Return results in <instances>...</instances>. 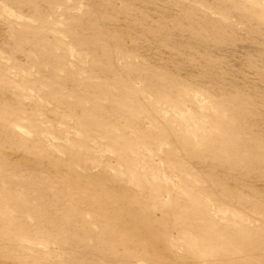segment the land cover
I'll use <instances>...</instances> for the list:
<instances>
[{"label":"rangeland","instance_id":"374dc122","mask_svg":"<svg viewBox=\"0 0 264 264\" xmlns=\"http://www.w3.org/2000/svg\"><path fill=\"white\" fill-rule=\"evenodd\" d=\"M0 264H264V0H0Z\"/></svg>","mask_w":264,"mask_h":264}]
</instances>
